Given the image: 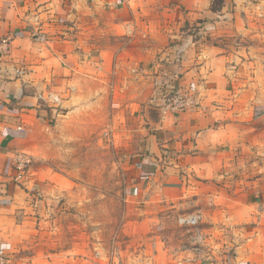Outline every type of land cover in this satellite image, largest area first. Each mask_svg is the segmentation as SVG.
Segmentation results:
<instances>
[{"label": "crops", "instance_id": "obj_1", "mask_svg": "<svg viewBox=\"0 0 264 264\" xmlns=\"http://www.w3.org/2000/svg\"><path fill=\"white\" fill-rule=\"evenodd\" d=\"M257 7L254 0H223L218 9L214 0H0V39L9 46L0 57V241L9 254L0 264H22L16 246L39 204L33 165L24 171L16 165L33 156L35 130L55 116L39 108L37 94L62 96V106L76 115L88 106L95 83L104 87L111 76H168L165 91L179 89L188 99L175 110L158 100L163 105L150 119L154 128L129 196L171 199L187 178V195L202 193L216 210L233 202L249 208L248 217L227 220L249 226L235 255L212 245L203 254L187 250V264H264L256 174L264 171V110L254 116L253 106L242 105L248 87H240L239 66L248 62L239 54ZM144 13L154 21L152 33L171 35L166 60L156 59L150 69L144 50L155 55L158 45L144 38ZM187 20L195 27L187 30ZM35 33L47 39L38 41ZM246 165L250 172L240 169Z\"/></svg>", "mask_w": 264, "mask_h": 264}, {"label": "rangeland", "instance_id": "obj_2", "mask_svg": "<svg viewBox=\"0 0 264 264\" xmlns=\"http://www.w3.org/2000/svg\"><path fill=\"white\" fill-rule=\"evenodd\" d=\"M222 1L214 0V7ZM254 1L260 8L239 54L248 62L239 66L245 75L240 87H248L242 105L253 106L257 116L264 110V0ZM143 19L144 38L158 45L155 55L144 50V67L150 69L156 59L166 60L162 56L171 35L152 33L150 14ZM191 27L187 20V30ZM97 36L105 40L104 34ZM167 77L111 76L104 87L96 82L84 111L72 115L70 106L61 107L63 116L35 130L30 164L39 204L16 246L22 264H187V250L203 254L213 245L233 256L239 241L247 242L249 226L227 220L248 217L250 209L223 196L234 205L216 210L202 193L187 195V178L171 199L147 202L129 196L130 187L139 183L134 170L154 128L150 119L163 105L158 100L164 97ZM240 169L249 170L247 165ZM256 174L262 203L264 171L256 169ZM192 216L195 224L181 221Z\"/></svg>", "mask_w": 264, "mask_h": 264}, {"label": "built area", "instance_id": "obj_3", "mask_svg": "<svg viewBox=\"0 0 264 264\" xmlns=\"http://www.w3.org/2000/svg\"><path fill=\"white\" fill-rule=\"evenodd\" d=\"M34 38L38 41H44L47 39L46 35L44 33H35ZM9 49L8 41L6 39H0V57L7 52ZM164 103L166 105L165 108L170 109H181L188 105V99L187 97L179 90H169L165 91L164 93ZM38 101L40 103L39 108L46 109L51 108L55 111V116L50 117L51 119L55 118L56 115L61 116V112H59L60 109H62V98L60 95L47 92V94L39 93L37 94ZM31 159L27 158L24 162L21 160H17L16 165L19 170H26L28 167V164H30ZM182 222H187L188 224H195L197 222L196 216L187 217V218H181ZM8 252L4 246V244L0 241V259H4L8 256Z\"/></svg>", "mask_w": 264, "mask_h": 264}, {"label": "trees", "instance_id": "obj_4", "mask_svg": "<svg viewBox=\"0 0 264 264\" xmlns=\"http://www.w3.org/2000/svg\"><path fill=\"white\" fill-rule=\"evenodd\" d=\"M215 9H218V7H215Z\"/></svg>", "mask_w": 264, "mask_h": 264}]
</instances>
